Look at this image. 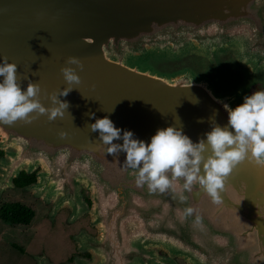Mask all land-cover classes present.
Listing matches in <instances>:
<instances>
[{
    "label": "water",
    "instance_id": "1",
    "mask_svg": "<svg viewBox=\"0 0 264 264\" xmlns=\"http://www.w3.org/2000/svg\"><path fill=\"white\" fill-rule=\"evenodd\" d=\"M5 56L23 89L28 77L48 93L67 87V57L84 63L78 89L60 97L69 103L63 118L0 124V197L21 171L39 169L29 188L55 199L54 214L68 206L77 219L90 208L83 186L92 191L101 236L78 237L96 260L77 264H175L159 249L190 264H264V170L245 160L220 203L198 185L181 202L178 192L137 187L126 153L108 155L86 126L109 116L149 143L168 126L198 142L214 111L226 126L225 105L243 103L250 84L264 85V0H0V63ZM40 99L51 106L43 91ZM182 183L174 181L178 190Z\"/></svg>",
    "mask_w": 264,
    "mask_h": 264
},
{
    "label": "clouds",
    "instance_id": "2",
    "mask_svg": "<svg viewBox=\"0 0 264 264\" xmlns=\"http://www.w3.org/2000/svg\"><path fill=\"white\" fill-rule=\"evenodd\" d=\"M75 65L76 67H72ZM17 64L9 62L5 56L0 63V124L13 125L17 121L32 123L41 115H47L49 121L63 118L69 103L61 100L81 83V71L84 63L77 56L67 57L61 72L67 87L51 93L42 90L39 82H29L26 90L18 82ZM78 89V88H76ZM42 91L51 106L41 102ZM192 103H198V98ZM228 111V123L220 126L216 122V112L208 118L211 130L198 142L193 140L181 128L168 126L160 128L151 137V141L134 138L131 130L115 126L109 116L95 118V122L86 125L91 132H99L98 141L106 148L108 155L118 157L126 153L124 167L135 170L137 187L147 186L150 193L178 192L181 202L186 201L184 191L192 192L198 185L211 197L214 203L221 202V192L234 169L245 160L264 170V89L256 90L245 96L243 103L235 108L225 105ZM95 117V113H89ZM198 122L203 123L200 118ZM63 138L66 132L61 130ZM123 143H114L121 140ZM182 180L178 190L174 181ZM195 209L188 207L185 216H191ZM199 216L196 222L199 223Z\"/></svg>",
    "mask_w": 264,
    "mask_h": 264
},
{
    "label": "rangeland",
    "instance_id": "3",
    "mask_svg": "<svg viewBox=\"0 0 264 264\" xmlns=\"http://www.w3.org/2000/svg\"><path fill=\"white\" fill-rule=\"evenodd\" d=\"M219 73L223 74L222 71ZM224 73L226 74V71ZM219 85H224V79L220 80ZM81 194L86 203L88 196L92 200V191L88 187L83 186ZM0 201L1 204L6 201H20L31 206L36 212L29 225L7 223L0 219V264H39V257H44L46 264H73L76 256L86 254V251H80L78 247V231L88 223L93 228L92 232L88 231L90 234H96L95 230L100 231L98 226H95L96 229L92 224L93 201L91 205L88 204L90 208L84 216L78 217L79 219L72 217V213H69L71 208L68 206L62 207L54 214L55 199L48 200L37 195L29 187L22 190L8 189ZM16 246L22 247L24 251ZM159 254L173 258L175 264H190L184 257L173 256L164 249H159Z\"/></svg>",
    "mask_w": 264,
    "mask_h": 264
},
{
    "label": "trees",
    "instance_id": "4",
    "mask_svg": "<svg viewBox=\"0 0 264 264\" xmlns=\"http://www.w3.org/2000/svg\"><path fill=\"white\" fill-rule=\"evenodd\" d=\"M15 181L19 186L29 185L36 181V174H28L26 171H23ZM35 215L36 212L31 206L20 201L6 203L0 210V219L13 224L29 225L32 223ZM18 248L24 251L22 247Z\"/></svg>",
    "mask_w": 264,
    "mask_h": 264
},
{
    "label": "flooded vegetation",
    "instance_id": "5",
    "mask_svg": "<svg viewBox=\"0 0 264 264\" xmlns=\"http://www.w3.org/2000/svg\"><path fill=\"white\" fill-rule=\"evenodd\" d=\"M236 82H241L242 81V77H236L235 79H234ZM260 89H264V85H263V83L262 82H256V83H254V84H252L251 86H250V88H249V95H251L254 91H256V90H260ZM0 141H1V137H0ZM4 156H6V150L5 149H2V148H0V159L1 158H3ZM23 171H26V170H23ZM23 171H21V173L23 172ZM38 169L37 170H35V171H33L32 173H35L36 174V181H38V176H37V174H38ZM27 172V171H26ZM21 173H20V175H21ZM28 173V172H27ZM32 173H28V174H32ZM19 175V176H20ZM18 176V177H19ZM18 177H16V178H18ZM15 178V179H16ZM15 181V180H14ZM35 181V182H36ZM35 182H33V183H35ZM33 183H31V184H33ZM31 184H27V185H24V186H19L18 185V183H16V181H15V186L14 187H8V188H6L4 191H3V193H2V195L4 194V193H6L7 191H8V189H12V188H15V189H19V190H22V189H24V188H27V187H29ZM2 195H1V197H0V200H1V198H2ZM92 197V196H91ZM86 200H87V202H88V204L89 205H91L92 204V201H93V198H92V200H91V198H90V196H88L87 198H86ZM9 202H13V201H6V202H3L2 204H1V201H0V210H1V208L3 207V205L4 204H6V203H9ZM60 210V209H59ZM58 210V211H59ZM69 213L71 214L72 213V209H71V211H69ZM84 216V215H83ZM79 219V218H78ZM2 220V219H1ZM4 221V220H3ZM6 222V221H5ZM91 222V221H90ZM7 223H9V222H7ZM13 224V223H12ZM92 224H93V219H92ZM91 224V225H92ZM94 225V224H93ZM96 225H94V227H95ZM83 229H81V230H79L78 232H80L79 234H78V237L79 236H81L82 234H85L86 235V233L87 234H89L90 236H92V237H96V238H99L100 236H101V232L99 233L98 232V230H95L97 233L95 234H90L88 231H91L92 232V227H90V223H88V225L87 226H85V227H82ZM92 228V229H91ZM96 228V227H95ZM99 228V227H98ZM88 229V230H87ZM97 229V228H96ZM87 230V231H86ZM98 235V236H97ZM77 244H78V247L80 248V251H86V254H85V256H76V258H74L73 259V264H77V261L78 260H86V261H95L96 260V255H95V253L91 250V249H87V250H82L81 249V244H80V241H79V238L77 239ZM76 244V245H77ZM17 247V246H16ZM19 247V246H18ZM17 247V248H18ZM19 250H21L20 248H18ZM22 251V250H21ZM71 260V259H70Z\"/></svg>",
    "mask_w": 264,
    "mask_h": 264
}]
</instances>
